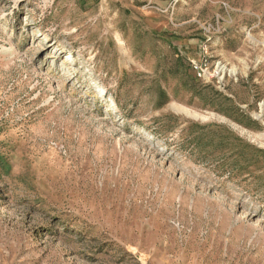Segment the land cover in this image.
<instances>
[{
    "label": "rangeland",
    "instance_id": "obj_1",
    "mask_svg": "<svg viewBox=\"0 0 264 264\" xmlns=\"http://www.w3.org/2000/svg\"><path fill=\"white\" fill-rule=\"evenodd\" d=\"M0 264H264V0H0Z\"/></svg>",
    "mask_w": 264,
    "mask_h": 264
},
{
    "label": "built area",
    "instance_id": "obj_2",
    "mask_svg": "<svg viewBox=\"0 0 264 264\" xmlns=\"http://www.w3.org/2000/svg\"><path fill=\"white\" fill-rule=\"evenodd\" d=\"M194 70L197 72L198 77L204 78L205 77V70L202 65L195 64Z\"/></svg>",
    "mask_w": 264,
    "mask_h": 264
}]
</instances>
